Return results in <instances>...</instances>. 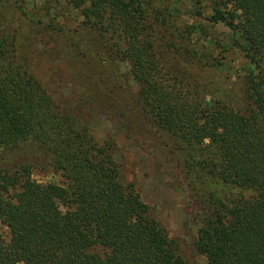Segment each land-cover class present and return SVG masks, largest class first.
I'll list each match as a JSON object with an SVG mask.
<instances>
[{
	"label": "trees",
	"instance_id": "16d2710c",
	"mask_svg": "<svg viewBox=\"0 0 264 264\" xmlns=\"http://www.w3.org/2000/svg\"><path fill=\"white\" fill-rule=\"evenodd\" d=\"M11 1L0 0V9ZM66 1L82 12L85 27L128 40L124 51L112 39L108 48L113 61L123 52L138 86L134 93L116 75L132 97L122 99L123 128L149 127L161 142L163 166L200 227L196 250L206 264H264V0H190L205 23L194 33L217 38V27H226L232 47L253 67L244 112L204 104L198 88L188 90L190 75L180 64L166 66L176 36L165 39L180 22L170 0ZM20 2L21 16L29 17ZM18 33L1 10L0 222L7 236L0 234V264H185L179 244L125 183L116 141L101 143L81 126L85 98L74 111L61 110L29 72ZM192 53L202 63L201 51ZM90 86L102 99L123 90L104 80ZM37 173L59 182L42 184ZM209 183L238 194L219 197Z\"/></svg>",
	"mask_w": 264,
	"mask_h": 264
},
{
	"label": "rangeland",
	"instance_id": "374dc122",
	"mask_svg": "<svg viewBox=\"0 0 264 264\" xmlns=\"http://www.w3.org/2000/svg\"><path fill=\"white\" fill-rule=\"evenodd\" d=\"M20 1L29 17L21 16L16 0L5 4L0 11L19 31L18 46L29 72L45 86L55 104L64 112L74 111L85 98L81 126H88L91 134L101 143L111 138L116 141L114 157L125 183L135 186L170 238L179 244V253L185 264H206V259L196 250L200 227L186 214L177 183L163 166L161 142L149 127H146L147 130L138 125L123 128L120 118V111H124L121 108L124 105L122 99L132 98L129 91L137 93L138 86L133 81L131 65L122 58L123 52L113 61L108 48L112 39L124 51L128 40L118 32L114 34L113 31L85 27L82 12L70 7L66 0ZM166 4L173 11L177 10L180 17V22L177 19L172 23V33L165 39L166 43H171L172 35L176 36L173 50L165 55L166 66L178 62L180 69L190 75L188 90L192 93L198 88L204 104L222 102L244 112L248 105L244 98L245 77L253 67L239 50L232 47L231 32L220 25L217 27V38L207 39L195 34V25L205 23L195 16L197 10L192 2L170 0ZM207 13L211 14L209 10ZM140 39L147 41L145 32ZM217 41L222 42L223 48L215 46ZM196 49L203 56L200 64L192 53ZM116 75L123 80L125 78L129 91L120 86ZM96 80H104L112 88L121 87L120 98L110 90L107 92L110 98H100L95 88L90 86V81ZM93 98L95 102H92ZM137 134L142 137L140 145L136 142ZM35 179L42 184L59 182L53 174L37 173ZM207 190L222 198L238 194L212 183L207 185ZM0 234L7 236L2 222Z\"/></svg>",
	"mask_w": 264,
	"mask_h": 264
}]
</instances>
